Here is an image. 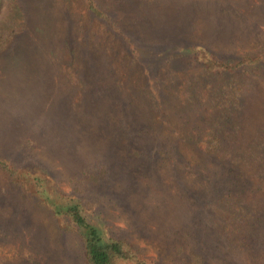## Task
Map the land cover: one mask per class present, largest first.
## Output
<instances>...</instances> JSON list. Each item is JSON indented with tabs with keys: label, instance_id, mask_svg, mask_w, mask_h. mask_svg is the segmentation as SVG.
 I'll return each mask as SVG.
<instances>
[{
	"label": "rangeland",
	"instance_id": "obj_1",
	"mask_svg": "<svg viewBox=\"0 0 264 264\" xmlns=\"http://www.w3.org/2000/svg\"><path fill=\"white\" fill-rule=\"evenodd\" d=\"M84 1L0 0V159L28 171L37 190L49 181L79 201L149 264H239L220 244V214L201 212L220 171L187 163L170 125L155 146L158 132L140 107L174 114L164 108L167 91L168 104L180 101L197 69L190 43L219 56L262 52L264 0H95L100 17ZM69 65L85 82L92 121L75 108L76 86L53 94ZM39 191L0 164V264H86L78 230Z\"/></svg>",
	"mask_w": 264,
	"mask_h": 264
},
{
	"label": "trees",
	"instance_id": "obj_2",
	"mask_svg": "<svg viewBox=\"0 0 264 264\" xmlns=\"http://www.w3.org/2000/svg\"><path fill=\"white\" fill-rule=\"evenodd\" d=\"M83 4L92 15L100 17L103 14L95 0H85ZM186 50L197 69L187 76V87L180 101L168 104L172 92L167 91L166 107H163L173 109L174 114L166 120L160 116L162 107L158 105L151 108L145 104L140 107L141 111L150 119L147 125L151 123L158 132L155 146H161L162 133L170 125L175 132L172 146L182 156L184 154L187 163L194 168L202 164L213 165L220 171L216 179L218 184L206 179L211 186L202 197L203 218L212 217L213 208L220 214L216 217L220 221V244L228 256L234 255L233 263L264 264V49L255 55L219 56L206 46L190 43ZM112 65L120 68L115 61ZM67 69L53 94L56 96L61 90L68 92L76 86L75 98L79 103L75 108L80 111V116L92 121L93 105L87 103L80 71L71 65ZM176 79L172 73L167 85H174ZM116 82L124 93L129 94V88L121 81ZM48 85L55 83L51 81ZM129 118L135 126L134 122L138 121L131 113ZM190 147L201 149V152L190 153ZM0 164L11 179L24 183L31 192L39 191L34 181L29 182L28 171L14 169L1 159ZM31 182L34 188L28 185ZM45 182V189L39 187L41 199L55 216L65 218V224L78 230L86 264H149L129 242L108 236L87 215L79 201L60 197L49 181ZM213 232L209 230L208 234Z\"/></svg>",
	"mask_w": 264,
	"mask_h": 264
}]
</instances>
